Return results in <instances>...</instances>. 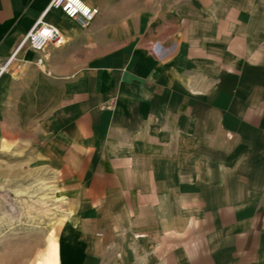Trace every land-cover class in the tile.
<instances>
[{
  "label": "crops",
  "instance_id": "1",
  "mask_svg": "<svg viewBox=\"0 0 264 264\" xmlns=\"http://www.w3.org/2000/svg\"><path fill=\"white\" fill-rule=\"evenodd\" d=\"M50 1L0 0V190L64 187L55 264H264V0H84L17 50Z\"/></svg>",
  "mask_w": 264,
  "mask_h": 264
},
{
  "label": "rangeland",
  "instance_id": "2",
  "mask_svg": "<svg viewBox=\"0 0 264 264\" xmlns=\"http://www.w3.org/2000/svg\"><path fill=\"white\" fill-rule=\"evenodd\" d=\"M13 174V185L0 190V264H55L59 230L63 238L74 224L64 187L33 166Z\"/></svg>",
  "mask_w": 264,
  "mask_h": 264
},
{
  "label": "built area",
  "instance_id": "3",
  "mask_svg": "<svg viewBox=\"0 0 264 264\" xmlns=\"http://www.w3.org/2000/svg\"><path fill=\"white\" fill-rule=\"evenodd\" d=\"M51 8L60 10L67 18L76 21L83 27H88L99 14L98 8L88 6L84 0H51L41 17L21 40L17 50L25 44H28L31 49L38 54L42 52L48 44L61 46L65 42L64 36L57 27L43 21V16ZM15 54L16 52H14L9 61L12 60ZM42 63L43 58L38 56L36 58V64L41 65ZM5 66L2 69H4Z\"/></svg>",
  "mask_w": 264,
  "mask_h": 264
}]
</instances>
